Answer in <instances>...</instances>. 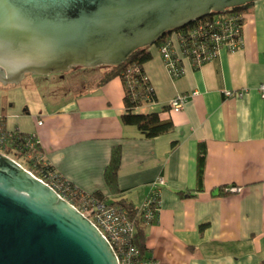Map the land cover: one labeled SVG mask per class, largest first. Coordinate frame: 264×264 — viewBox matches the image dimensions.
<instances>
[{"label": "crops", "instance_id": "0c3cea01", "mask_svg": "<svg viewBox=\"0 0 264 264\" xmlns=\"http://www.w3.org/2000/svg\"><path fill=\"white\" fill-rule=\"evenodd\" d=\"M167 40L182 73L172 79L158 46L150 45L143 68L155 100L133 112L158 113L172 121L171 132L145 138L121 124L119 77L88 87L85 81L56 106L41 102L26 104L21 112L3 109L2 115L14 119L7 128L34 134L43 162L82 193L98 191L108 202L120 198L138 208L150 183L161 177L160 207L144 228L146 255L165 264H260L264 99L256 87L264 81V0L253 1L245 12L240 47L221 49L198 67L182 57L175 31ZM226 90L241 94L225 97ZM191 91L195 95L179 111L167 108L175 95ZM116 145L121 158L112 192L103 173ZM227 187L236 190L223 191Z\"/></svg>", "mask_w": 264, "mask_h": 264}, {"label": "water", "instance_id": "95a60500", "mask_svg": "<svg viewBox=\"0 0 264 264\" xmlns=\"http://www.w3.org/2000/svg\"><path fill=\"white\" fill-rule=\"evenodd\" d=\"M256 0H0V83L117 66L210 13ZM0 264H117L97 228L0 153Z\"/></svg>", "mask_w": 264, "mask_h": 264}, {"label": "built area", "instance_id": "2783aa9c", "mask_svg": "<svg viewBox=\"0 0 264 264\" xmlns=\"http://www.w3.org/2000/svg\"><path fill=\"white\" fill-rule=\"evenodd\" d=\"M245 13L225 10L216 13L210 21L199 23L192 31L188 32L189 40L184 37L177 39L180 52L183 58L187 59L192 66L198 67L204 62L214 59L221 49L228 52L236 51L242 41V28ZM159 54L163 60L169 76L174 79L181 75L182 68L180 59L171 48L170 41H166L158 47ZM132 89L133 84L129 80ZM256 90L264 99V81L257 85ZM240 91H224L225 97L240 95ZM195 95V92L180 93L175 95L167 104V108L177 112L182 108L188 97ZM5 117L0 115V153L10 157L7 152L15 151L18 159L16 163L29 171L23 164L35 167L38 163H43V156L38 139L34 134L19 135L17 127L8 129ZM37 125L41 121L36 122ZM31 174L32 172L29 171ZM33 175V174H32ZM36 177L35 175H33ZM46 185L51 187L59 197L66 200L78 212L86 217L105 238L110 245L117 264H165L151 256L142 254L133 244L134 220L129 213L119 204L98 199L89 193H81L73 200V192L69 188V183L60 175L51 171L44 177H36ZM164 184V180L158 177L149 185V191L142 204L138 207L142 213L146 225L151 224L160 207L159 188ZM234 191L235 187H227L223 191Z\"/></svg>", "mask_w": 264, "mask_h": 264}, {"label": "trees", "instance_id": "16d2710c", "mask_svg": "<svg viewBox=\"0 0 264 264\" xmlns=\"http://www.w3.org/2000/svg\"><path fill=\"white\" fill-rule=\"evenodd\" d=\"M251 4L252 2H248L244 5L235 8H229L228 10L237 13H245L251 6ZM214 14L216 13H210L208 15L200 17L173 31H175V34L178 38L184 37L188 41L190 36H188L187 33L192 31V29H194L199 23H205L207 21H210L213 18ZM167 34L157 39L155 44L158 47L167 41ZM148 47L149 46L137 48L121 64L117 66L95 67L96 69H101V73L98 79L88 80L87 87L92 86L95 83H97L98 85L104 84L113 77H119L124 90L123 103L125 106V112L120 116L121 124L134 126L145 138H154L162 134L171 132L173 129V123L171 120L168 119L161 120L158 116V113L156 112H133L136 107L144 103L153 102L155 100L153 88L149 80L147 79L143 68L145 62H147L151 58V54L148 51ZM129 80L134 83L132 89L129 86ZM0 115L5 117L2 114ZM28 134L29 133L20 132L19 135ZM7 154L14 159H18V156L15 151H9L7 152ZM120 158V147L118 145L111 147L110 159L104 169L103 177L107 186L112 192L117 191L116 179L117 172L120 166ZM23 166L29 169V171H31L32 174L36 177L47 176L49 172L53 171L52 167L48 163L47 165H44L43 163H38L35 167L24 163ZM69 188L71 189L70 191L73 192V200L77 199L82 193L70 183ZM221 190L222 188H220V193ZM89 194L98 199L105 200L102 194L98 191ZM112 203H117L122 206L129 213L130 217L134 220L135 231L133 236V244L139 249L142 254H146L144 231L146 223L142 218V213L140 209L132 205L130 202L120 198L112 201ZM203 226L204 225H202L201 228ZM260 264H264V261H262Z\"/></svg>", "mask_w": 264, "mask_h": 264}, {"label": "rangeland", "instance_id": "374dc122", "mask_svg": "<svg viewBox=\"0 0 264 264\" xmlns=\"http://www.w3.org/2000/svg\"><path fill=\"white\" fill-rule=\"evenodd\" d=\"M100 73L101 69L95 67L76 66L67 72L48 75L28 73L18 84L0 83V114L3 109L9 111L10 108H14V112H21L26 104L33 106L36 103L46 102L50 106H56L57 102L63 101L67 94L82 89L85 81L98 79ZM8 116H5V123L8 128H11L9 124L14 119Z\"/></svg>", "mask_w": 264, "mask_h": 264}]
</instances>
